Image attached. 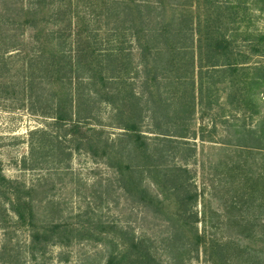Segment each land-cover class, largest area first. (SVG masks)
<instances>
[{"label": "rangeland", "instance_id": "374dc122", "mask_svg": "<svg viewBox=\"0 0 264 264\" xmlns=\"http://www.w3.org/2000/svg\"><path fill=\"white\" fill-rule=\"evenodd\" d=\"M138 1L141 10L146 14L151 11L149 15L155 19L150 24L155 31L143 36L142 42L128 30L118 47L115 33L120 24L112 18L111 10L98 19L91 12L86 18L96 64L103 66L109 54L115 64L106 66L109 73H125L123 83L115 79L108 82L112 89L108 99L97 94L100 86L88 78L85 67L76 59L74 116L63 127H57L50 117L54 105L47 98L37 113L31 108V99L0 101V172L19 186L34 190L39 225H62L69 229L70 237L68 244H49L34 254L29 230L20 227L6 204L7 215L0 217V264H106L110 245L134 238L147 249L152 247L156 264H214L206 255L205 243H230V254H236L235 247H248L254 262L264 264V151L252 150L258 136L255 132L264 122V0H215L223 13L228 14L227 7H232L237 14L235 42L229 53L233 54L231 61H242L244 71L234 85L224 80L210 90L209 85L204 86L203 100L198 82L195 84V118L185 138L178 137L179 130L173 128L174 104L164 115L155 110L159 100L170 108L179 96L177 88L168 86L170 81L160 70L145 72L139 46L148 48L145 59L152 69L159 62L157 47H165V38L156 42L153 35L162 31L161 27L174 34L179 19L186 14H192L194 24L190 32L181 35L180 43L193 45L190 41L199 40L198 32L204 24L207 0ZM55 21L51 24L56 25ZM21 34L25 47L33 43L29 30ZM73 46L74 42L68 41L67 50L71 49L75 59L79 47L74 50ZM87 46L83 38L82 48ZM200 69L197 64L194 73ZM148 75L157 78L149 83L151 86L146 85ZM17 82L23 85L25 80ZM38 83H34L35 93H49V87ZM118 89L121 95L115 94ZM130 116L138 122L146 142L138 152L123 127L130 123ZM76 123L84 129L83 136L72 133ZM245 133L251 142L240 143ZM123 165L132 166L134 179L141 177L147 190L145 200L126 191L119 170ZM236 166L241 169L238 167L240 171L231 176L229 171ZM154 168L161 176L182 174L185 179L184 189L170 185L174 190L164 205L150 201L151 196L165 199L154 181ZM249 178L260 184L252 195L243 186ZM193 195L198 198L191 205L188 197ZM184 225L198 230L205 241L196 244L192 253L174 250L175 238L193 241L192 234L180 232ZM223 259L227 260L225 264H244L232 255Z\"/></svg>", "mask_w": 264, "mask_h": 264}, {"label": "trees", "instance_id": "16d2710c", "mask_svg": "<svg viewBox=\"0 0 264 264\" xmlns=\"http://www.w3.org/2000/svg\"><path fill=\"white\" fill-rule=\"evenodd\" d=\"M81 1L84 4L81 5L73 0H0V101L12 99V102L16 103L31 99V108L37 113L42 110L43 103L46 102L47 98V102L52 103V106L54 105L53 112L49 116L55 120L57 127H63L62 125L68 124L67 122H70L74 116L73 99L75 92L73 81H76L78 72L75 69L76 59H78L80 65L82 63L81 67H85L88 78L100 86L97 94L102 93V99H108L107 95L111 94L112 89L107 86L110 80H120L123 83L125 73L121 71L119 74L109 73L111 72L110 69L107 70L106 66L111 68V65L114 64L111 55H105L107 62L104 63L105 61H103V66L96 64L95 57L92 58L95 55V49L92 45H89L91 44L89 42L91 31L87 27L89 25L85 26L86 18L88 13L91 12L94 19H98L101 14L111 10L112 18H116L119 21L118 24H120L119 27H116L115 33V42L119 47L122 44V37L124 38L125 32L128 30H130L129 34H132L139 42H142L141 38L143 36L155 31V29L150 28V24L155 21L152 14L149 15L151 11H148L147 14L142 11V5L138 0H103L101 3L92 0ZM216 2L215 0H207L206 13L203 14L204 24L201 25L198 32L199 40L195 41L192 38L193 40L190 41L193 42V45L188 46L180 43L181 35L184 34V31H189V28L194 24L192 14L182 15L177 23L179 28L174 34L164 30L160 23L162 31L156 32L157 36L154 34L153 40L155 39L158 42L165 38V47L162 49L157 47L159 62L152 69H149L150 63H147L148 61L145 59L148 48L139 46L142 50L141 55L144 57L145 72L149 74L160 70L162 76L164 77L166 74L165 78L170 81L168 86L177 88L176 92L179 96L173 101L171 107L167 108L166 104L165 108V103L159 100L158 102L161 104L159 103L158 109L155 110L157 112L160 110V113L164 115L167 109H172L174 104V111L172 112L175 115V118L172 119L173 128L179 130L177 132L180 138L189 136L191 122L195 118V84L198 82V91L200 98L203 100L204 86L209 85L210 90L215 88L216 84L224 82V80L229 85H234L241 78L242 71H244V67H241L242 61L240 59H238L239 61H231L233 54L229 53L230 47L235 42L236 33L233 27L238 23L237 14L232 11V7H227L229 9L228 14L223 13L220 7H216ZM58 10V13L55 12ZM48 13H51V16H48ZM148 17L149 20H147ZM54 21L56 25L51 24ZM148 26L149 28H147ZM49 29H52V31ZM28 30L31 33L33 43L25 47L24 42L21 40V37H23L21 33L28 32ZM83 38L88 43V46L84 48H82ZM170 39L172 44H170ZM68 41L74 42V50L79 47L75 59L70 55L71 49L67 50ZM88 52H90L89 55ZM164 57L167 58L164 60ZM161 63L165 64L163 65L165 67L159 68ZM158 64L159 66H157ZM197 64H200L201 69L199 73H194ZM32 68L33 70H31ZM19 80H25L23 85L21 82H17ZM155 81H157L156 77L150 78L148 75L146 85ZM37 82H39V85L49 87V93H40L39 90L35 93L33 91L34 83ZM189 86L191 90L188 88ZM182 87L183 89H178ZM116 91L115 94L121 95L120 89ZM234 92V90L230 92V96L233 97L232 93ZM46 112L43 111V114H46ZM128 118L130 123L124 124L123 127L127 130V134H130L129 137L134 149L138 152L140 148L146 145L145 138L139 131L138 122L134 121L131 116ZM261 124L263 127H261ZM261 124L259 127L262 129L259 128L255 132L258 136L252 150L264 151V122ZM72 133L76 136L84 133L80 123L73 126ZM242 141L251 142V140L248 141L247 133L242 135L240 143ZM245 144L248 147L247 143ZM239 146L241 147V145ZM105 155L110 156L109 153H105ZM238 167H232L229 171L231 176H234L236 170L240 171L241 168ZM156 169H152L156 172L153 178L165 199L161 201L156 196H151L150 201L156 203V200H158L159 204L164 205L167 204L165 201L169 200V193L174 190L170 185L175 184L176 188L184 189L186 187L185 179L182 174L169 175V177L168 175L161 176ZM119 170L124 178L126 191L137 193L141 195L140 200H145L147 190L143 189L140 176L135 177L137 181L133 178L132 166L124 168L123 165ZM243 186L245 192L251 194V191L259 188L260 184L255 183L253 178H249ZM32 192H34L33 189L19 186L18 182L7 179L0 172V217L3 215L6 217L4 206L8 204L10 210L16 215L20 227L29 230L34 254L42 252L49 244H68L70 237H68L69 229L67 227L59 224H54L52 227L38 224ZM197 198V195L189 196L188 201L192 205V203L197 202ZM175 232H179V229H175ZM180 232L192 234L191 239L193 241L190 243L175 238V241H173L175 251L183 250L180 252L192 253L194 247H198L205 242L194 227L191 229L190 226L184 225ZM123 240L110 245L112 249L109 252L106 264H156V257L151 246L147 249L142 242H137L135 238ZM196 244L198 246H195ZM231 246L230 243H213L210 246L205 243V252L214 264H225L227 260L223 258L228 259L231 255L236 256L238 262L256 264L254 255L249 252L248 247L245 250H240L239 246L235 247L236 254H230L233 250ZM261 264H263L262 261Z\"/></svg>", "mask_w": 264, "mask_h": 264}]
</instances>
